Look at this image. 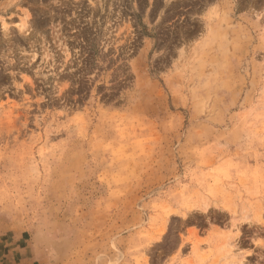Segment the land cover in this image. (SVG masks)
Returning a JSON list of instances; mask_svg holds the SVG:
<instances>
[{
  "label": "rangeland",
  "instance_id": "374dc122",
  "mask_svg": "<svg viewBox=\"0 0 264 264\" xmlns=\"http://www.w3.org/2000/svg\"><path fill=\"white\" fill-rule=\"evenodd\" d=\"M0 264H264V0H0Z\"/></svg>",
  "mask_w": 264,
  "mask_h": 264
}]
</instances>
